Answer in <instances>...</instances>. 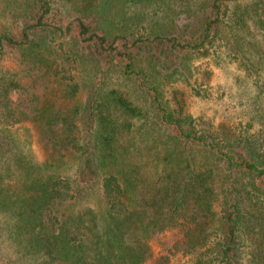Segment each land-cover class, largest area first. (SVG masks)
<instances>
[{
  "label": "trees",
  "instance_id": "1",
  "mask_svg": "<svg viewBox=\"0 0 264 264\" xmlns=\"http://www.w3.org/2000/svg\"><path fill=\"white\" fill-rule=\"evenodd\" d=\"M0 18L2 264H264V0H0ZM222 63L224 120L167 94L211 98Z\"/></svg>",
  "mask_w": 264,
  "mask_h": 264
},
{
  "label": "rangeland",
  "instance_id": "2",
  "mask_svg": "<svg viewBox=\"0 0 264 264\" xmlns=\"http://www.w3.org/2000/svg\"><path fill=\"white\" fill-rule=\"evenodd\" d=\"M1 26H2V19L0 18V28ZM256 36L258 39L261 38L257 34ZM58 54L60 55L59 51ZM6 65L15 68V64L10 59L6 60ZM210 69L212 70V74L210 77V86H208L207 88L211 98L206 99V98L194 97L191 95L189 88L180 83L173 85L174 86L173 88L175 90L173 91L174 93L169 92L167 94L170 96L174 94L178 100H181L180 103L184 106L185 111L193 114L194 116L211 117L212 119H214L215 122H220V120L222 119L221 117L222 107L229 105L231 102H224V100H215V98L220 95V92H224V91L226 92V90L229 96H231V98L237 94L235 92L237 90L236 79H237L238 71H236L232 66H229L226 63H222L219 67H215V66L210 67ZM228 124L233 127L235 124H238V121H236V119L234 121L229 120ZM15 134L17 135L16 140L19 139L23 140L24 137L26 138L28 136V134L30 135L33 134L31 124L28 123L22 124L21 126L18 127ZM31 143L35 154L38 157H41L42 151L40 150L38 145L35 142H31ZM1 245L2 246H0V252H4L3 244ZM0 264L2 263L0 262ZM176 264H187V263L185 262V260L183 261L179 260Z\"/></svg>",
  "mask_w": 264,
  "mask_h": 264
}]
</instances>
